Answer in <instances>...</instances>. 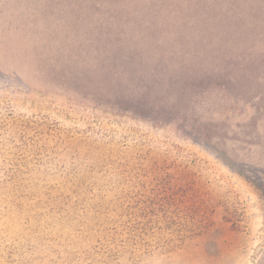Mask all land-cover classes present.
Masks as SVG:
<instances>
[{"label": "rangeland", "instance_id": "1", "mask_svg": "<svg viewBox=\"0 0 264 264\" xmlns=\"http://www.w3.org/2000/svg\"><path fill=\"white\" fill-rule=\"evenodd\" d=\"M116 37L149 65H183L179 85L194 80L170 121L116 109L115 84L99 76L108 59L116 69L100 59ZM0 99L64 127L169 139L213 173L200 181L208 228L123 264H264V0H0ZM25 229L14 232L26 238ZM2 230L9 241L12 231ZM48 247L28 249L29 263L69 264L49 258Z\"/></svg>", "mask_w": 264, "mask_h": 264}, {"label": "trees", "instance_id": "2", "mask_svg": "<svg viewBox=\"0 0 264 264\" xmlns=\"http://www.w3.org/2000/svg\"><path fill=\"white\" fill-rule=\"evenodd\" d=\"M114 42L100 59L110 57L116 69H108V59L99 76L115 84L116 109L170 121V112L188 102L194 80L187 82L190 87L179 85L183 65L173 71L170 62L149 65L122 37ZM202 162L166 138L117 134L90 124L64 127L16 113L0 99V225L12 231L9 241L1 231L0 247L6 250L0 257L31 264L28 249L48 245L49 258L65 263L123 264L177 249L211 223L208 192L200 181L209 182L213 173ZM19 227L29 237L16 235ZM18 236L24 238L21 250L15 248Z\"/></svg>", "mask_w": 264, "mask_h": 264}]
</instances>
